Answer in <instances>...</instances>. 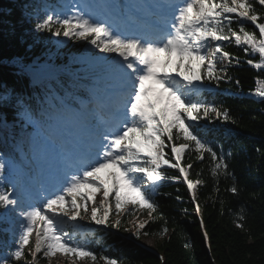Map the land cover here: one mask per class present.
I'll list each match as a JSON object with an SVG mask.
<instances>
[{
	"label": "snow or ice",
	"instance_id": "snow-or-ice-1",
	"mask_svg": "<svg viewBox=\"0 0 264 264\" xmlns=\"http://www.w3.org/2000/svg\"><path fill=\"white\" fill-rule=\"evenodd\" d=\"M258 3L264 6V0H258ZM144 7L159 8L161 5ZM166 7L170 9L171 19L159 17V27L143 34L126 35L117 22L97 19L84 11L72 15L50 11L37 19L36 31L51 32L56 37L84 40L91 37L89 42L101 52L118 53L123 59L108 66L102 95H97L100 90L93 88L92 106L76 115L85 135L69 151H83L86 157L71 161L75 165L74 171L62 190L47 197L40 206H25L12 192L0 191V208L5 212L18 210L22 218L14 233L18 238L15 250L11 252L12 261L25 259L27 254L31 260L25 259V264H38L41 253L48 259L59 254L71 264H77L78 260L96 261L98 257L94 252L76 243L65 230L63 217L75 221L77 217L83 218L82 212L90 211L93 221L105 224L112 211L107 201L113 193L117 210L129 203L139 204L149 209L151 215L156 209L151 192L162 180L179 179L166 177L161 171L162 165L176 168L183 174L195 200V190L201 181L189 179L192 164L183 167L178 163L191 145L199 154L198 159L203 160L205 153L210 155L214 161V176L227 173L228 164L223 156L218 155L207 140L200 138L186 121L197 120V114L208 117L209 113L227 120L229 113L193 99V94L199 93L193 82L201 80L200 69L204 67L208 78L218 81L221 77L214 74L217 62L232 63L230 53L223 51L219 44L212 47V41L234 39L237 46H244L245 52L251 49L259 54L261 62L255 64L256 68L264 67V23L259 22L264 17L257 13L252 0H180L179 3L168 0ZM232 14L239 24L238 30L231 27ZM245 22L254 25L259 36L256 31H246ZM172 72H177L183 79L171 75ZM256 91L264 97V87ZM2 99L7 100V97ZM23 115L28 122L38 124L28 109ZM97 119L99 124L95 123ZM174 129L177 138L184 141L170 145L176 163L165 158V140L162 139L171 141ZM49 151L51 149L34 146L38 159ZM5 167L6 164L0 161V172ZM83 189H95L102 199L96 201V192L85 193ZM230 191L237 193L238 189L233 185ZM90 199L94 206H89ZM196 210H200L199 205ZM0 219L7 222L6 215ZM119 223L117 220L116 225ZM144 227V223L139 224L135 233L137 238ZM168 231L164 227L161 235ZM204 235L207 238V232ZM103 259L106 264H118L115 259ZM0 264H10V260L0 258Z\"/></svg>",
	"mask_w": 264,
	"mask_h": 264
},
{
	"label": "trees",
	"instance_id": "trees-1",
	"mask_svg": "<svg viewBox=\"0 0 264 264\" xmlns=\"http://www.w3.org/2000/svg\"><path fill=\"white\" fill-rule=\"evenodd\" d=\"M24 3L27 0H0V126L6 135L4 139L9 138L6 147L0 143V161L7 156L22 161L17 145L23 138L22 130L27 122L24 115H19L23 106L33 110L35 116L42 117L38 109L39 103H44V97L52 96L58 101L57 97L60 96L70 101L80 91L76 87H96V77L102 75L101 67L76 66L79 69L74 76L65 75L61 82L52 84L56 90L42 91L33 83L24 67L38 61H45L47 65H69L66 54L81 52L91 44V37L56 47L55 36L51 32L36 31L34 28L37 19L50 11L44 6L37 8L29 4L24 7ZM252 3L257 13L264 17V6L258 0H252ZM27 8L32 12L37 9L40 14H27ZM233 18L231 27L238 30L239 24ZM260 22H264V18ZM244 26L246 31H256L259 36L252 24L246 23ZM43 43L49 45L47 51H44L46 46ZM218 44L223 51L230 53L232 63L226 61L222 65L217 62L214 74L221 77L218 81L209 79L205 68H201V81L216 87L218 91L211 97H198L227 111L230 118L225 120L212 113L208 117L197 114V120L201 123H186H190L200 138L207 140L213 150L223 156L228 164L227 173L214 176V161L210 155L205 153L203 160L198 159L199 154L191 145L180 161L184 167L192 164L189 179L201 181L195 190L196 199H192L178 169L162 167L161 171L166 177L179 179L162 180L151 192L155 211L149 215L146 207L129 203L121 208L127 207L119 214L118 226L117 220L109 221L111 226L126 233L125 226L129 224L130 216H144L145 227L140 229V237L135 236L138 227L132 235L134 240L101 229L87 234L86 243L79 244L98 257L96 261L89 260L92 264H104L106 261L103 257L115 259L118 264H264V99L257 101L249 96L257 88L264 87V83H260L264 82V68L255 67L259 58L257 53L251 49L245 52L244 46H237L234 40L219 41ZM54 52H61L63 58L54 55ZM250 60L252 64L248 63ZM79 82H83V85H78ZM3 97H7V100ZM60 109L59 101L52 109L48 108L50 113ZM162 139L165 140V158L175 163L170 145L184 141L177 138L175 129L171 141ZM24 149L28 150L29 146L24 144ZM5 172L6 169L0 172V181ZM233 185L237 187V193L230 191ZM111 201L115 205L112 196ZM197 205L199 211L196 210ZM164 227L169 231L161 235ZM145 232L148 235H143ZM145 236L155 239L153 248L137 243ZM4 237L0 238V257L4 254L1 258L9 259L10 264H22L24 259L12 261L11 252L15 247L10 245L9 248L4 244ZM26 257L29 256L26 254ZM40 261L46 262L47 259L42 257Z\"/></svg>",
	"mask_w": 264,
	"mask_h": 264
},
{
	"label": "rangeland",
	"instance_id": "rangeland-1",
	"mask_svg": "<svg viewBox=\"0 0 264 264\" xmlns=\"http://www.w3.org/2000/svg\"><path fill=\"white\" fill-rule=\"evenodd\" d=\"M77 3H78V0H73V3L72 4H74L75 7H78ZM67 12H69V11H67ZM77 40H78V38H74V37H63V36L56 37L55 36L54 44L56 43V47H60L61 48L62 46L66 45L69 42L73 43L75 41L76 42L80 41V39L78 41ZM38 42H40V41H38ZM214 44H215V41H212L211 42V46L214 47ZM43 45L46 46L45 49H44V51H47L49 45H46L44 43H43ZM55 54H58V56L61 57V59L63 58V54L61 52L60 53L59 52H57V53L54 52V55ZM75 54L76 53H74V54L71 55V62H72L71 64H77V65H82V64L95 65L96 64V65H98V64H101L103 62L104 58L109 53L101 52L98 48H96L95 46L94 47L92 46V47L85 48L83 50L82 54H79V55H75ZM50 55H52V52L51 51H50ZM260 62H261V57L259 56L257 63H260ZM205 64H207V61H205ZM56 66H59V69L61 70V72H64V73L65 72L66 73L67 72L70 73V72L73 71L72 68H70V69L67 70L66 69V66L65 67L64 66H61L60 67V65H56ZM77 69H79V68H76V70ZM170 74L173 75V76H177L178 79H181V80L183 79L182 77H179L178 76V73L177 72H172ZM54 77H56V76H54ZM54 77H52V78H54ZM194 82H196V81H194ZM24 130H25V134L27 136V139H29V140H39V134L41 132H42V134H44L43 129H42V127L39 124H34V127L33 128H27V127H25ZM47 137H50L51 138V136H49V135ZM43 138L48 140V138H46V136H44V135H43ZM51 142L52 141L49 140L46 143V145H47L46 147L48 149H51V148L48 147V145ZM55 145L56 144L54 143V146ZM50 154H52V151H49V153H47V162L48 163L51 160ZM39 160L42 161V158L39 159ZM54 165H55V163H50L49 165L46 164L45 167H47L50 170L51 168L54 167ZM101 175L103 176V175H105V173H101ZM5 181H7V180L5 179ZM9 181H10V178H9ZM93 190L96 191L95 189H83L82 191L85 192V193H87L89 191L93 192ZM12 193H13V196L14 197H18L19 199H22L18 195L17 188H14L12 190ZM95 196L99 197V201L102 199V195H101L100 192H96V195ZM66 198L69 199V200L71 199L70 197H66ZM91 202L92 201L90 199L88 201L90 207L91 206H94L93 203H91ZM107 203L111 206L112 211L115 210L114 211V215L112 214V211L110 212L107 222L108 221L114 222V221H116L118 219L120 213H118V210L115 208V205L114 204H110L109 199H108ZM27 205H32V204L31 203H27L26 206ZM124 211H126V210L124 209ZM122 212H123V210H122ZM101 215H102V212H101ZM137 215L138 214L133 215V216H130L129 224L125 226L126 233H124V232L123 233L125 235H128V237L134 234V232L136 230V227H138L140 223H143L144 216H142V215H138L137 216ZM82 217L83 218L77 217V219L75 221H73V220L70 219V217L64 216L63 217V221H64L63 227L65 228V230L67 228H70L71 227L72 229H74L75 233H77L79 236H81L82 234L85 233V231H89L90 232V231L93 230L94 227L96 228V226H98V225H100V226L107 225V222L105 224H97L95 221H93L91 219L90 211L88 213H86V214L82 212ZM84 221L85 222L86 221L89 222V224L84 223ZM17 231H18V228L16 229V232ZM154 240L155 239L153 237L145 236L141 240L137 241V243H141L143 246L148 247V248H153ZM30 247H31V244H30ZM38 255H41V254H38ZM39 257L42 258L43 255H41ZM40 258L38 259V264H42L43 263V262L40 261ZM46 259H47V262H45L43 264H71V262L69 260H67L66 258L60 256L59 254L56 257H53L51 259H48V258H46ZM28 260L30 261L31 260V257L28 258ZM24 261H25V259H24ZM77 264H91V263L87 262L86 260H83V261H79L78 260L77 261ZM104 264H106V262H104Z\"/></svg>",
	"mask_w": 264,
	"mask_h": 264
},
{
	"label": "bare ground",
	"instance_id": "bare-ground-1",
	"mask_svg": "<svg viewBox=\"0 0 264 264\" xmlns=\"http://www.w3.org/2000/svg\"><path fill=\"white\" fill-rule=\"evenodd\" d=\"M146 13H147L146 15H149V17H150L151 20H153V19L155 18V16L152 15V12H149V11L147 10ZM121 27L124 28L123 26H121ZM146 28H147L148 31H153V30L150 29L149 27H146ZM200 90H201V89H199V91H200ZM194 95H195V94H194ZM195 97H196V99H199V97H198L197 95H195ZM22 108H23L24 110L27 109V108L24 107V106H23ZM78 135H79V134H78ZM70 136H72V135H70ZM72 137H73V136H72ZM62 150H64L65 152L67 151V150H65V149H62ZM68 151H69V150H68ZM69 152H70V151H69ZM67 154H68V153H67ZM83 157H85V154H80V155H79V159L82 160ZM93 192H96V191L93 190ZM95 200H96V201H99V197L95 196ZM91 201H92V200H91ZM91 203H93V202H91ZM84 223L89 224V222H87V221H86V222L84 221ZM16 224H19V223H16ZM70 228H71V227H70ZM71 229H72V228H71ZM4 250H5V249H4ZM3 252H4V251H3Z\"/></svg>",
	"mask_w": 264,
	"mask_h": 264
}]
</instances>
